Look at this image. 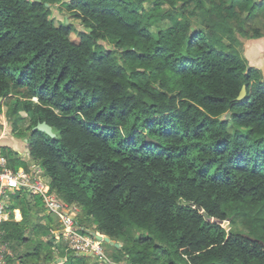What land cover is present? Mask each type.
<instances>
[{"label": "trees", "instance_id": "1", "mask_svg": "<svg viewBox=\"0 0 264 264\" xmlns=\"http://www.w3.org/2000/svg\"><path fill=\"white\" fill-rule=\"evenodd\" d=\"M151 1L0 0V114L50 190L124 242L114 263L264 264V78L240 50L264 36V0ZM55 6L83 29L55 24ZM42 121L54 137L32 130ZM11 208L22 217L0 235L20 264L106 263L54 250L40 197L16 192Z\"/></svg>", "mask_w": 264, "mask_h": 264}, {"label": "built area", "instance_id": "2", "mask_svg": "<svg viewBox=\"0 0 264 264\" xmlns=\"http://www.w3.org/2000/svg\"><path fill=\"white\" fill-rule=\"evenodd\" d=\"M33 166V167H31ZM28 169L18 168L13 170L8 165V160L0 151V224L3 221L14 219V215L10 216L13 195L22 189H27V192L40 197L44 211L50 215H55L59 219L57 223L56 234L57 240L54 244L61 245L65 250H71L77 254L90 253L93 256H99L107 261L105 253L100 246V241L90 233L84 234L79 231L80 224L77 220L78 208L68 205L62 201L53 191L50 190L49 180L37 178V169L44 177L42 169L35 163L31 164ZM13 213V212H12ZM109 262V261H108ZM0 264H20L19 260H15L12 250L8 243L1 239L0 235ZM46 264H61L59 259L55 262Z\"/></svg>", "mask_w": 264, "mask_h": 264}, {"label": "rangeland", "instance_id": "3", "mask_svg": "<svg viewBox=\"0 0 264 264\" xmlns=\"http://www.w3.org/2000/svg\"><path fill=\"white\" fill-rule=\"evenodd\" d=\"M150 1V3H149V7L150 6H152V1L151 0H149ZM58 6H61V3H59L58 4ZM58 6H55L53 9H52V14H51V16H52V18L54 19V21H55V24H58L59 23V21H61L63 18L65 19V21H66V19H67V21L66 22H69V21H71L73 24H74V26H75V28L77 29V30H82L83 29V27H82V25L79 23V21L77 20V19H75L74 17H72L71 19L66 15V13L65 12H63L64 11V9H61V8H59ZM62 7V6H61ZM164 8H165V6H164ZM68 14V13H67ZM193 19H196V18H193ZM166 25V24H168L167 22H165V23H161V24H159V25ZM195 26H197V25H195ZM69 38L74 42V43H77L78 41H79V39H78V35H77V33H76V30L75 31H73V32H71L70 34H69ZM33 101H36V99H33ZM4 108H5V106H4ZM21 115H23L24 117H25V114L23 113V112H21ZM26 124L27 123H25V122H23V121H19L18 122V126L20 127V128H25V126H26ZM27 133H29L30 131L29 130H25ZM12 137L14 138V139H16V142L18 143V145L19 146H21V147H23V152H25V154H23V153H21V154H19L18 152V157L19 158H22L23 160H25V162H26V166H27V168L28 167H30L31 166V164H34L35 165V163L36 162H34L31 158L29 159V155H28V150H27V145H26V143H27V140H25V139H27L26 137H22V136H17V135H15V133L12 131V127H11V125H10V123H9V121H8V119L6 118V116L4 115V114H0V150H1V147H3L4 145H2V143H4V142H6V143H8V141L9 140H6V139H12ZM2 153V152H1ZM4 155V154H3ZM5 156V155H4ZM31 167H33V166H31ZM18 168H24V167H18ZM17 168V169H18ZM16 169V170H17ZM25 169V168H24ZM37 171V178L38 179H41L42 180V178L45 180V181H47V180H49V179H47L46 177H44L40 172H38V169L36 170ZM20 191H25L26 193H27V195L28 194H30V193H28L27 192V189L25 190V189H22V190H20ZM31 196H32V194H31ZM33 196H35V195H33ZM35 201V200H34ZM12 202H13V200H12ZM43 208H44V206H43ZM12 212H13V210H12ZM39 214L40 215H44V214H48L47 213V211L45 212V211H40L39 212ZM77 215H78V213H77ZM51 216H54L53 218H54V220H55V225H57V223L59 224V219L55 216V215H51ZM78 216H80V214L78 215ZM81 217V216H80ZM16 218V217H15ZM81 219H82V222H83V224H85V227L87 228V230L89 231V232H95V233H99V232H97V231H94V229L93 228H95V224H93V222H91V221H89V223L86 221V219L85 218H83V217H81ZM42 223H43V221H42ZM44 223H46V221H44ZM48 223V222H47ZM50 225H49V227L51 226L52 227V222L51 223H49ZM48 225V224H47ZM60 225V224H59ZM230 228L232 229V230H234V231H236V232H241V233H244V234H247L248 232H247V230H246V228L243 226V225H241L240 223H232L231 225H230ZM84 234H87V233H84ZM101 234V233H100ZM90 235V234H89ZM103 235V234H102ZM46 237H42V236H34V239L35 240H37V239H41V240H44ZM113 241H115L114 239H113ZM115 242H118L119 244H120V246H122V244L124 243L122 240H116ZM100 246H101V249H102V251H103V254L105 253V256H106V258H107V261H106V263L105 264H125V262H123V261H121L120 263H114L112 260H111V258H109L108 256H110L109 255V253H112L114 250L112 249V247H111V245H109L108 243H106V242H103V241H100ZM25 247V246H24ZM21 249V248H20ZM25 249H26V247H25ZM20 252L21 251H19L18 249H15V250H12V253H13V255H14V258H15V260H19L18 259V257H19V255H20ZM92 255V254H90V253H79V255ZM18 257H17V256ZM52 255H53V258H52V262H55L56 260H58V259H61V258H63V257H61V254H53L52 253ZM92 259H98L99 260V258H96L95 256H94V258H92ZM61 261V260H60ZM109 261V262H108ZM45 262L43 261V260H40V262H39V264H44ZM91 263H94V262H91Z\"/></svg>", "mask_w": 264, "mask_h": 264}, {"label": "crops", "instance_id": "4", "mask_svg": "<svg viewBox=\"0 0 264 264\" xmlns=\"http://www.w3.org/2000/svg\"><path fill=\"white\" fill-rule=\"evenodd\" d=\"M241 42L242 44H241L240 50H241L243 57L247 60L248 66L254 67L257 70H259L260 73L262 74V77L264 78V36H261L259 38H254V39L242 38ZM6 140H9L8 143H6L7 142L6 141L2 143V145L11 147L13 150L18 152L19 154L21 153L25 154V152L22 151L23 147L18 145V143L16 142V139L12 137V139H6ZM15 211H19L20 219L22 217L21 211L18 208L14 209L13 211L14 220L18 221L20 219L15 218ZM86 256L94 258L93 255L88 254ZM61 259H63L61 260L62 262L65 261V258H61Z\"/></svg>", "mask_w": 264, "mask_h": 264}, {"label": "water", "instance_id": "5", "mask_svg": "<svg viewBox=\"0 0 264 264\" xmlns=\"http://www.w3.org/2000/svg\"><path fill=\"white\" fill-rule=\"evenodd\" d=\"M36 1H40V0H36ZM45 5L49 6L48 3H45ZM66 21H67V19H66ZM245 95H246V87H245V85H243L238 96L236 97V100H240V99L244 98ZM228 117H229V113H226L225 118H228ZM32 130L33 131H36V130L41 131L43 133H46L50 137L55 136V133L52 131V127L50 125H48L45 121L37 123L34 127H32ZM25 140H27V139H25ZM91 234L94 235V237L99 241L106 242L109 245H111V246L113 245L117 248L120 247V244L118 242L111 240L106 235H102L100 233H95V232H91ZM60 260H63V259H59V261Z\"/></svg>", "mask_w": 264, "mask_h": 264}, {"label": "clouds", "instance_id": "6", "mask_svg": "<svg viewBox=\"0 0 264 264\" xmlns=\"http://www.w3.org/2000/svg\"><path fill=\"white\" fill-rule=\"evenodd\" d=\"M59 262H62V261H59Z\"/></svg>", "mask_w": 264, "mask_h": 264}]
</instances>
